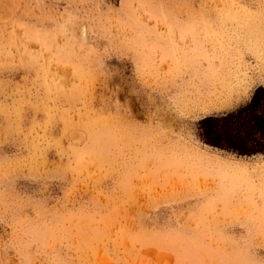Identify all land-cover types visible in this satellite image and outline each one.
<instances>
[{
    "label": "rangeland",
    "instance_id": "obj_1",
    "mask_svg": "<svg viewBox=\"0 0 264 264\" xmlns=\"http://www.w3.org/2000/svg\"><path fill=\"white\" fill-rule=\"evenodd\" d=\"M258 86L264 0H0V264H264Z\"/></svg>",
    "mask_w": 264,
    "mask_h": 264
},
{
    "label": "trees",
    "instance_id": "obj_2",
    "mask_svg": "<svg viewBox=\"0 0 264 264\" xmlns=\"http://www.w3.org/2000/svg\"><path fill=\"white\" fill-rule=\"evenodd\" d=\"M202 143L238 157L264 156V87L236 109L198 122Z\"/></svg>",
    "mask_w": 264,
    "mask_h": 264
},
{
    "label": "bare ground",
    "instance_id": "obj_3",
    "mask_svg": "<svg viewBox=\"0 0 264 264\" xmlns=\"http://www.w3.org/2000/svg\"><path fill=\"white\" fill-rule=\"evenodd\" d=\"M200 157H201V156H200ZM200 160L202 161V158H201ZM200 160H199V161H200ZM201 161H200V162H201ZM207 161H208V160H207ZM194 164H195V163H194ZM208 164H209V163H208ZM210 165H211V164H210Z\"/></svg>",
    "mask_w": 264,
    "mask_h": 264
}]
</instances>
